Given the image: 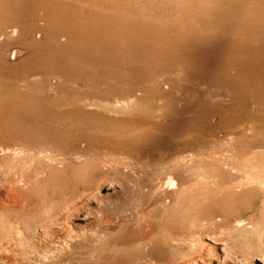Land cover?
<instances>
[{"label": "rangeland", "instance_id": "obj_1", "mask_svg": "<svg viewBox=\"0 0 264 264\" xmlns=\"http://www.w3.org/2000/svg\"><path fill=\"white\" fill-rule=\"evenodd\" d=\"M0 27V206H143L175 159H230L213 206L248 209V258L264 246V0H0ZM11 45L28 53L6 62ZM32 228L10 264H34Z\"/></svg>", "mask_w": 264, "mask_h": 264}, {"label": "bare ground", "instance_id": "obj_2", "mask_svg": "<svg viewBox=\"0 0 264 264\" xmlns=\"http://www.w3.org/2000/svg\"><path fill=\"white\" fill-rule=\"evenodd\" d=\"M85 24L81 35L93 42L102 28L90 20ZM8 32L0 27V38L3 40ZM33 47L44 48V44ZM63 49L51 43L50 55L55 62L58 58L54 54ZM25 53L28 50L24 46L11 45L4 60L16 62ZM71 56L70 66L65 67L77 72L84 54L76 49ZM233 163L200 156L175 159L168 170L174 168L177 173L168 171L163 179L146 182L150 196L143 206H89L97 202L95 198L60 212H55L54 206H42L38 211L34 206H0V263H11L15 239H24L27 227L33 226L34 260L30 263L34 264H264V246L248 258L255 231L251 217H242L245 213L241 212L248 209L222 216V206H213L236 191L237 184L227 185L215 175L226 168L238 172ZM79 220L86 223L84 231L82 226L78 228ZM240 238L243 250L239 256L235 247ZM157 247L171 255L157 259L152 256V249Z\"/></svg>", "mask_w": 264, "mask_h": 264}]
</instances>
